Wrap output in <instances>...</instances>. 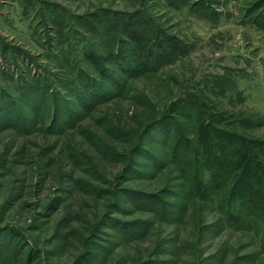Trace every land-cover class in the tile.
Here are the masks:
<instances>
[{"label": "rangeland", "instance_id": "rangeland-1", "mask_svg": "<svg viewBox=\"0 0 264 264\" xmlns=\"http://www.w3.org/2000/svg\"><path fill=\"white\" fill-rule=\"evenodd\" d=\"M129 26L185 53L144 71ZM193 98L264 142V0H0V264H264L188 193Z\"/></svg>", "mask_w": 264, "mask_h": 264}, {"label": "trees", "instance_id": "trees-1", "mask_svg": "<svg viewBox=\"0 0 264 264\" xmlns=\"http://www.w3.org/2000/svg\"><path fill=\"white\" fill-rule=\"evenodd\" d=\"M127 39L132 45L131 56L144 71L151 70L155 64L158 67L168 62L178 53H185L183 47L169 40L154 41V45H151V38L144 30H131L130 26ZM88 59L106 76L100 69L101 63L97 57L91 54ZM107 61L114 62L110 59ZM195 101L196 98H193L191 104L206 112V108H200L201 105ZM201 118L203 121L198 122V138L195 142L186 141L189 149L182 150L180 157L186 175L194 172L199 176L207 171L209 181L205 183L200 176L192 177L194 184L189 195L206 198L208 193H212L232 226L264 237V142L242 136L236 130L238 127L230 122H227L228 126H220L227 120L223 112L213 111L209 115L206 112ZM245 123V120H241L239 125ZM247 124L248 128L253 127L252 120H248Z\"/></svg>", "mask_w": 264, "mask_h": 264}]
</instances>
